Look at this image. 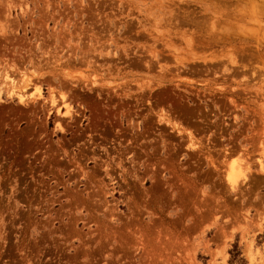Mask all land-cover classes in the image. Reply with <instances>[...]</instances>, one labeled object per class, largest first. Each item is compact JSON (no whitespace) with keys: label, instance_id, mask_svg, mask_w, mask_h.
Here are the masks:
<instances>
[{"label":"rangeland","instance_id":"rangeland-1","mask_svg":"<svg viewBox=\"0 0 264 264\" xmlns=\"http://www.w3.org/2000/svg\"><path fill=\"white\" fill-rule=\"evenodd\" d=\"M0 264H264V0H0Z\"/></svg>","mask_w":264,"mask_h":264}]
</instances>
